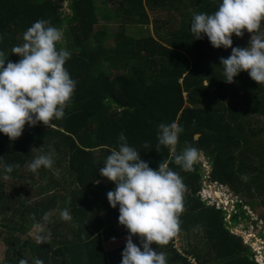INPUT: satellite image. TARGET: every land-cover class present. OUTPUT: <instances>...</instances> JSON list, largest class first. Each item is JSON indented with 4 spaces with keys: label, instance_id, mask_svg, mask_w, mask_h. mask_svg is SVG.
<instances>
[{
    "label": "trees",
    "instance_id": "trees-1",
    "mask_svg": "<svg viewBox=\"0 0 264 264\" xmlns=\"http://www.w3.org/2000/svg\"><path fill=\"white\" fill-rule=\"evenodd\" d=\"M95 1L0 0V58L17 61L11 47L21 43L33 21L46 19L64 28L70 53L64 67L76 81L61 119L48 126L38 122L11 141L0 134V158L14 165L0 175L3 264H16L21 256L29 264L34 258L43 264H119L125 243L111 249L104 243L126 237L127 230L106 198L114 183L97 169L121 132L149 167L168 159L185 185L176 235L202 236L183 251L175 247L174 237L163 245L153 242L150 247L163 252L167 264H256L251 249L230 232L229 225L244 216L241 204H234L226 221L224 210L206 206L197 195L203 187L201 165L196 162L183 171L171 163L166 147L156 148V126L177 121L183 131L176 151L186 142L196 147L210 164L211 181L226 185L246 206L257 202L264 209V84L247 71L231 83L223 81L218 58L227 57L231 48H214L206 37L194 39L189 30L193 13L213 12L218 0H100L98 7ZM146 9L166 14L156 23L168 25L169 31L161 32L157 25L153 34L127 33L125 24H148ZM96 15L102 20L98 28ZM111 23L117 24V32L108 30ZM231 40L232 46H246L233 35ZM194 133L199 134L195 140ZM38 151H51L53 164L33 173L26 165ZM10 178L20 186L8 193ZM40 192L49 196L35 208L28 201ZM62 208L69 209L71 221L51 227L47 242H29L25 255L19 240L23 226L45 224L44 213L59 215ZM260 217L264 221V214ZM132 239L139 244L135 235Z\"/></svg>",
    "mask_w": 264,
    "mask_h": 264
},
{
    "label": "clouds",
    "instance_id": "clouds-1",
    "mask_svg": "<svg viewBox=\"0 0 264 264\" xmlns=\"http://www.w3.org/2000/svg\"><path fill=\"white\" fill-rule=\"evenodd\" d=\"M262 21L264 0H218L213 12L193 13L189 30L194 39L206 37L214 48H231L227 57L218 58L223 81L231 83L234 76L247 71L253 81L264 84V35L259 31ZM242 30L251 33L247 45L232 46V34L240 37ZM62 38L60 28L46 19H36L23 31L21 43L11 47L10 53L19 59L5 63L6 60L0 58V134L10 141L21 135L26 123L33 126L40 122L48 126L52 120L64 116L76 81L64 67L69 51L56 46ZM156 128L157 150L160 146L166 147L171 163L183 171H190L199 160L200 151L187 142L179 152L176 151L182 126L173 120L161 122ZM198 135L194 133L193 140ZM52 164L51 151H38L26 166L36 173L41 167L47 169ZM102 165L97 172L114 183V187L106 192L108 204L118 209L117 222L127 230L119 264H167L164 253L153 250L150 245L153 242L157 246L166 244L179 230L185 192L182 177L169 167L168 159L160 161L155 169L149 167L139 152L128 145L123 132ZM13 167L0 158V175L11 172ZM197 195L204 204L210 198L199 192ZM47 216L44 213L43 218L46 220ZM59 218L71 221L69 209H60ZM35 227L37 243L47 242L50 232L39 224ZM133 235L139 244L133 243ZM16 264H29V261L21 256ZM31 264H43V261L34 258Z\"/></svg>",
    "mask_w": 264,
    "mask_h": 264
},
{
    "label": "rangeland",
    "instance_id": "rangeland-1",
    "mask_svg": "<svg viewBox=\"0 0 264 264\" xmlns=\"http://www.w3.org/2000/svg\"><path fill=\"white\" fill-rule=\"evenodd\" d=\"M114 0H107L108 4H111ZM97 2H100V0H98ZM95 1V6L98 7L99 3H97ZM97 3V4H96ZM147 13V20H148V24L147 25H143V26H128V24L123 25L122 27L125 28L126 27V32L127 33H131V35H138V36H145L147 34H153V30L155 28V26L159 25L157 24L160 18H162L163 20L166 18V14L161 13L159 14V12H154V11H149V10H145ZM191 14V12H190ZM96 27L98 28L99 26H101L102 24V20H101V15H96ZM126 20H129V16L128 18H126ZM157 22V23H156ZM161 25H159L160 27ZM64 29V28H61ZM108 30L111 32H117V24L115 23H111L108 26ZM160 31L161 32H168L169 28L168 25L163 24V27H160ZM243 31V30H242ZM260 33L263 35L262 31L264 32V29L261 30V28L259 29ZM137 33V34H136ZM233 37L236 40H240L241 42H243L245 45H247L248 40L250 39L251 33H248L247 31H243V35L240 37H237L235 34H232ZM66 36V35H65ZM66 41V43H65ZM68 38L67 40H65L64 37V33H63V38L60 41V47L65 48L66 50V44H67ZM63 42L65 43L63 45ZM29 130V125H25L23 127V131H27ZM197 163H199L201 165V168L203 169V185L205 184V188H202L199 193L204 196L206 193H208L209 188H206V179L209 176V168H210V164H208L206 158L203 156V154L200 152V157L199 160L197 161ZM52 170L55 173H59L58 170H56V168H52ZM9 185H7V192L9 193L12 188L17 185L20 186V181H13V179H9ZM11 184V185H10ZM38 185L41 184V182L37 183ZM211 185L212 188V193L209 192V197L210 199L214 200V201H219L218 198H221V202L224 203L226 205L225 207V211L227 213H231L232 210L234 209V204L239 202L242 207V210L244 212V216L242 218L239 219L238 223L236 224H231L229 225L230 228V232L233 233L234 235L240 236L242 238V243L245 246H248L249 248L251 247L252 252L253 248L257 249L258 247H256L255 245L260 246L259 248H262L260 255L264 256V237H261V234H264V221L261 220V214H264V209L262 207L259 206V204L257 202H252L251 205L246 206L244 204L245 199H241L240 196L238 195H234L233 192L226 186L220 183H215V182H210L209 183ZM208 189V190H206ZM50 193H52V191L50 190ZM45 196H49L48 193H44V192H40V195L37 197H33L31 198L28 203L31 204L32 206H34L35 208H38L39 206L37 205L38 202H41L42 198H44ZM218 197V198H217ZM206 205H208L207 203H205ZM218 204V203H217ZM244 204V205H243ZM220 201L218 204V208H220ZM230 216V215H229ZM229 216L228 214L224 217V219L226 221H229ZM52 217V218H51ZM249 218V219H248ZM63 220H61L59 218V215L56 212H53V214H50L47 216V219L45 220V224L40 225L41 228L47 232L50 231L51 227L55 226V225H60V223ZM26 227H24L25 232L19 234V240L20 242L25 246L24 247V254L28 255V243L29 242H37L35 239V236L37 234V229L35 227V225H37L38 223H33V225H30L29 223H26ZM199 236L201 235V232H198V235L194 236V238L192 237H188L187 239L182 235H175L174 236V244L175 247L178 248V250H185L187 249V244H189V242H196V239H199ZM125 243V237H121L117 240H112V241H107L104 243V247L106 249H111L113 248L116 243ZM263 242V243H262ZM4 243L2 241H0V264H3V257H4V250H5V246L3 245ZM250 245V246H249ZM198 247L201 246V244L197 245ZM252 252H250L252 254ZM250 254V255H251ZM253 257V255L251 256ZM255 260L259 259V255H254Z\"/></svg>",
    "mask_w": 264,
    "mask_h": 264
},
{
    "label": "built area",
    "instance_id": "built-area-1",
    "mask_svg": "<svg viewBox=\"0 0 264 264\" xmlns=\"http://www.w3.org/2000/svg\"><path fill=\"white\" fill-rule=\"evenodd\" d=\"M206 179V188L208 187L209 188V190L208 189H206V190H208V193H206L205 195H206V197H209V192H211V185L209 184L210 182H212V181H209V178L207 177V178H205ZM216 183V182H215ZM204 186H205V184H204ZM205 188V187H204ZM204 200H206L205 198H203ZM206 203L208 204V206H213L214 208H218V204H219V201H214V200H212V199H208V200H206ZM218 203V204H217ZM220 203H221V205H220V208L222 209V210H226L225 209V207H226V205L224 204V203H222L221 201H220ZM234 211V209L232 210V212ZM226 212V211H225ZM227 213V212H226ZM228 214V216L230 215L229 213H227ZM229 218H230V216H229ZM263 243V242H262ZM250 246V245H249ZM256 247H258L257 249H255V248H253V251L254 252H252V250H251V252H252V255H253V257H252V260L256 263V264H264V256L263 255H260V253H261V250H262V248H259L260 246H258V245H255ZM250 249H251V247H250ZM254 255L256 256V255H259V259L258 260H255V257H254Z\"/></svg>",
    "mask_w": 264,
    "mask_h": 264
}]
</instances>
